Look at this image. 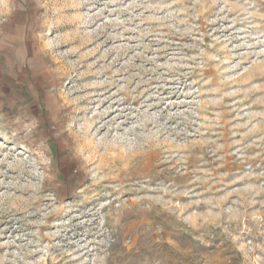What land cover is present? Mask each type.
Returning a JSON list of instances; mask_svg holds the SVG:
<instances>
[{"label": "rangeland", "instance_id": "1", "mask_svg": "<svg viewBox=\"0 0 264 264\" xmlns=\"http://www.w3.org/2000/svg\"><path fill=\"white\" fill-rule=\"evenodd\" d=\"M0 264H264V0H0Z\"/></svg>", "mask_w": 264, "mask_h": 264}]
</instances>
